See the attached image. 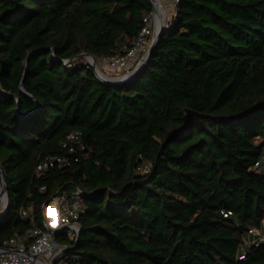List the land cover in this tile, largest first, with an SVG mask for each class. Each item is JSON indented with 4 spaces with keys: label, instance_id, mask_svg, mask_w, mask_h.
Masks as SVG:
<instances>
[{
    "label": "trees",
    "instance_id": "1",
    "mask_svg": "<svg viewBox=\"0 0 264 264\" xmlns=\"http://www.w3.org/2000/svg\"><path fill=\"white\" fill-rule=\"evenodd\" d=\"M178 6L142 72L105 84L75 56L123 53L152 0H0V246L80 188V236L56 233L53 264H264L246 245L264 219V0ZM50 154L69 163L39 176Z\"/></svg>",
    "mask_w": 264,
    "mask_h": 264
},
{
    "label": "built area",
    "instance_id": "2",
    "mask_svg": "<svg viewBox=\"0 0 264 264\" xmlns=\"http://www.w3.org/2000/svg\"><path fill=\"white\" fill-rule=\"evenodd\" d=\"M160 1V4L155 3L153 10L144 16L143 26L131 47L125 49L123 53L108 54V56L98 58L97 68L101 73L108 77L114 73L121 74L118 77H123L132 74L142 65L158 27L163 25L167 27L178 12L180 0ZM88 59L87 66L96 69L93 59ZM62 142L69 152H74L77 145L81 146V149L85 148V144L81 140V131L78 129L68 133ZM68 163L69 159L65 155H47L38 164L37 174L43 175L50 168H62ZM258 166L259 162L256 163L255 168ZM150 168V163H145L137 169V172H148ZM83 195L84 192L79 188L73 194L63 193V195L47 202L44 206L43 225L34 222L25 233L14 235L0 246V264H46L41 258L48 262L50 261L47 259L49 256H52V262L55 261V257L61 254L67 246V244H60L55 240L56 233L67 229L69 237L74 240L78 237L81 229L78 220L81 212L85 209ZM32 212V206H30L28 209H24L22 214L29 217ZM248 235L250 237L247 238L246 245L263 243L264 219L263 225L259 228H250ZM240 257L244 258L245 254L242 253Z\"/></svg>",
    "mask_w": 264,
    "mask_h": 264
},
{
    "label": "water",
    "instance_id": "3",
    "mask_svg": "<svg viewBox=\"0 0 264 264\" xmlns=\"http://www.w3.org/2000/svg\"><path fill=\"white\" fill-rule=\"evenodd\" d=\"M161 3L160 0H152V3L153 5L155 3ZM166 28L165 25L161 26L158 31L155 32V35L153 37V42L148 50V53L146 54V59L144 60V62L142 63V65L136 70L134 71L132 74L130 75H126V76H123V77H112V76H106L104 75L103 73H101V71L99 70V68H97V60L98 58L95 56V54H91V53H88V52H82V53H79L78 55L75 56L74 59L76 58H90V59H93L94 63H95V66H96V75H98L99 79L105 83V84H126V82H129V81H132L133 79H135L139 73L142 72V69L148 64V61L150 60V56L155 48V46L158 44V39L160 38L161 34L163 33L164 29ZM35 51H32L28 54L27 58H26V66L28 65V62H29V57L34 53ZM68 62V60L66 61ZM2 90V89H0ZM22 90L25 92V93H28L30 94L31 96H33L31 93H29L27 90L25 91V89L23 88V84H22ZM3 91V90H2ZM34 97V96H33ZM19 100V98H18ZM17 110H19V106L17 107ZM19 113H21V111L19 110ZM0 172H1V177H2V182H1V186H0V193L3 191L6 196H7V203H6V206H5V209L3 210V212L0 213V216L2 214H4L5 212H7L8 210V205H9V201H10V198H9V194H8V185H7V178L5 177L4 175V172H3V169H2V166L0 165ZM47 204V203H46ZM80 236V232L78 234V237L77 239L79 238ZM76 239V240H77ZM43 260V262H45L46 264H53L55 261H46L45 259L41 258Z\"/></svg>",
    "mask_w": 264,
    "mask_h": 264
},
{
    "label": "rangeland",
    "instance_id": "4",
    "mask_svg": "<svg viewBox=\"0 0 264 264\" xmlns=\"http://www.w3.org/2000/svg\"><path fill=\"white\" fill-rule=\"evenodd\" d=\"M86 61H89V59L86 58ZM120 75H121V74H115V73H114V75H111V76H114V77L117 76V77H118V76H120ZM0 186H1V183H0ZM6 203H7V200L4 201V202H2V203L0 204V213L3 212V210L5 209ZM59 255H60V254H58V255L55 257V259H56ZM51 258H52V256H49L47 259L51 261V260H52Z\"/></svg>",
    "mask_w": 264,
    "mask_h": 264
},
{
    "label": "bare ground",
    "instance_id": "5",
    "mask_svg": "<svg viewBox=\"0 0 264 264\" xmlns=\"http://www.w3.org/2000/svg\"><path fill=\"white\" fill-rule=\"evenodd\" d=\"M161 27V26H160ZM160 27H158V29L160 28ZM158 31V30H157ZM7 200V196H6V194L2 191L1 193H0V204L2 203V202H4V201H6Z\"/></svg>",
    "mask_w": 264,
    "mask_h": 264
}]
</instances>
